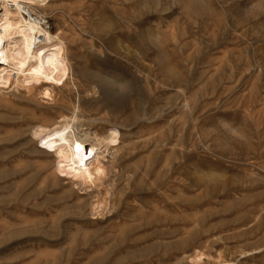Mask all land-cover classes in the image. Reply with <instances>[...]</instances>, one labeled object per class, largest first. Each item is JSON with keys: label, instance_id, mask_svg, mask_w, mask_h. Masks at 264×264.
<instances>
[{"label": "rangeland", "instance_id": "obj_1", "mask_svg": "<svg viewBox=\"0 0 264 264\" xmlns=\"http://www.w3.org/2000/svg\"><path fill=\"white\" fill-rule=\"evenodd\" d=\"M41 2L75 87L0 93V264H264V0ZM77 104L83 128L119 127L131 194L72 185L32 138V110ZM163 192L180 203L166 216ZM186 244L204 263L163 255Z\"/></svg>", "mask_w": 264, "mask_h": 264}, {"label": "bare ground", "instance_id": "obj_2", "mask_svg": "<svg viewBox=\"0 0 264 264\" xmlns=\"http://www.w3.org/2000/svg\"><path fill=\"white\" fill-rule=\"evenodd\" d=\"M37 10H47L41 0H0L1 94L7 91L20 97L22 95L31 96L38 91V94L48 99L53 95V90H61L71 84L75 87L67 45L59 32L53 33L42 25L45 15L38 14ZM26 14L35 15L37 20L27 17ZM2 96L4 100V94ZM21 112L19 119H24L25 115L29 114L26 110ZM80 113L79 104L71 109L69 115L59 113L55 118L50 117V115L47 116L46 113L38 115L36 111L32 110L30 113L31 121L26 125H29L31 136L39 143L42 153H46L52 158L54 171L61 173V176H64L72 185L79 186L82 190H97L100 187H104L105 191L102 193L107 195V197H111L116 195L117 185L120 184V180H123L125 186L120 190L122 195L131 194L135 187L132 183L135 180L134 173H132L131 169L121 170L117 168L122 151V136L120 131H118L119 127L117 129L115 126L117 124L109 121V126L104 124L107 127L102 130H100L101 128L98 130H94L95 128H83L85 123L82 121L83 118L81 119ZM93 121L95 120L93 119ZM130 147L127 148L129 149ZM133 155V148H130L129 154H127L129 156L127 163L133 161ZM108 156H111L110 161L106 160ZM137 164L135 163V165ZM102 188L101 190H103ZM161 194L163 196L161 203L155 204L153 208L159 215L164 213L166 216L171 208L178 209L180 207L179 202L170 200L167 192ZM95 195L98 200L96 199L97 201L93 203V211L103 205L100 200L102 194L100 198L99 195ZM151 196L154 195L152 194ZM149 209L146 206L141 207L138 213L143 214L144 211L148 212ZM174 214L176 216L180 215L177 210ZM159 222L161 223L156 225L157 228H163L166 226L167 218L164 217ZM177 234L179 237L174 241L175 245L180 244V242H187L185 237L181 235L182 233ZM163 238L165 237L157 235L155 237L157 244L159 243L160 245ZM204 253L195 244L191 246L186 244L175 250L169 248L163 255H166L170 260L179 262L193 256L197 261L204 263ZM218 258H221V260L210 262L209 264H239L235 260L226 261L221 255ZM151 259L144 260L142 264H150Z\"/></svg>", "mask_w": 264, "mask_h": 264}, {"label": "built area", "instance_id": "obj_3", "mask_svg": "<svg viewBox=\"0 0 264 264\" xmlns=\"http://www.w3.org/2000/svg\"><path fill=\"white\" fill-rule=\"evenodd\" d=\"M26 16H27V17H32L33 19L37 20V17H36L35 15H32V14L27 15V14H26ZM42 25H43L47 30L51 31V27H50L49 20H48L46 17L43 18Z\"/></svg>", "mask_w": 264, "mask_h": 264}]
</instances>
